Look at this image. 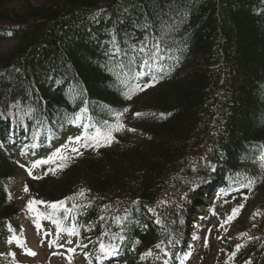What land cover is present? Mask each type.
Wrapping results in <instances>:
<instances>
[{
	"label": "trees",
	"instance_id": "1",
	"mask_svg": "<svg viewBox=\"0 0 264 264\" xmlns=\"http://www.w3.org/2000/svg\"><path fill=\"white\" fill-rule=\"evenodd\" d=\"M8 40L0 137L16 138L0 149V235L19 219L11 152L102 133L140 86L108 148L26 185L36 208L64 202L53 212L88 251L116 241L129 264H178L196 209L242 197L246 237L227 264H264V0H0Z\"/></svg>",
	"mask_w": 264,
	"mask_h": 264
},
{
	"label": "rangeland",
	"instance_id": "2",
	"mask_svg": "<svg viewBox=\"0 0 264 264\" xmlns=\"http://www.w3.org/2000/svg\"><path fill=\"white\" fill-rule=\"evenodd\" d=\"M33 3L42 2V0H31ZM16 46L14 41H0V53L8 52ZM134 95V94H133ZM133 95L131 99H133ZM140 96V94L138 95ZM137 96V97H138ZM136 97V98H137ZM135 98V99H136ZM134 101V100H133ZM132 101V102H133ZM129 112H126L124 115L119 117V120L116 119L114 126L110 128L105 134L97 137L101 143L108 145L107 141L104 140L106 134L110 133L111 138L115 137L119 131L112 130L117 125H122L123 120L125 121ZM77 138H80L79 143H71L70 141H75ZM67 147L60 146L59 148L63 156L71 154H81L85 152H95L100 150L105 146H100L96 142L87 137H71L68 140ZM73 148L78 149L77 152L71 151ZM44 157L39 159H32L33 164H36L38 161L43 160ZM47 160V159H46ZM59 160L56 158L55 161ZM14 164L18 169L19 182L10 190L11 200L14 204L19 207V209H27L28 203L31 201L30 198L26 195L24 191L25 186L31 187L34 190L36 187L35 183L37 180L44 181V175L48 174L49 164H42L38 167L33 168L31 166L30 170L32 176H29L28 168L24 166L21 159L16 157ZM32 164V165H33ZM40 177L39 179H33L32 177ZM43 179V180H42ZM46 181V180H45ZM25 192V193H24ZM247 206V200L245 201L242 197H233L229 201H217L214 203V212L211 215H206L204 221L198 223V233L201 235L202 241H207L209 244V249L206 254L203 253V259L200 260L199 257L194 256L190 264H226L229 254L233 249L238 247V243L242 241L246 235L240 234L237 232V222L243 216L244 209ZM239 208L240 211L234 216L231 221L228 220V217L233 215V210ZM27 218L30 222L27 221L22 225V229L25 236V245L24 249L17 247L14 244L9 243L8 254L6 260L2 264H89L82 261L80 258L75 259L79 250L75 249L73 251V257L70 256V252L74 248V244L70 239H63L54 235L50 238L46 235L47 232H53L51 226H48L46 222L42 224V229L38 231L34 225L35 218L33 213L28 214L29 211L25 210ZM199 213L198 210H196ZM29 215V216H28ZM44 232L43 234H41ZM25 250H30L35 252V256H28L24 254ZM11 254V255H10ZM79 256V254H78ZM200 260V261H199ZM147 264H162V262L156 261L155 263L147 262Z\"/></svg>",
	"mask_w": 264,
	"mask_h": 264
},
{
	"label": "snow or ice",
	"instance_id": "3",
	"mask_svg": "<svg viewBox=\"0 0 264 264\" xmlns=\"http://www.w3.org/2000/svg\"><path fill=\"white\" fill-rule=\"evenodd\" d=\"M151 86H152V85H147V86H145V87H151ZM143 90H144V88H142V87L134 88V89H132V91L128 94L127 98H128V99H131V95H132V94H134V93L137 92V91H143ZM125 111H127V110H125ZM136 115L139 116L140 114H136ZM117 120H119V116H117ZM122 127H123V125H117V126H115L112 130H114V131H119V130L122 129ZM129 131H133V130H132V129H129ZM89 139L94 140V141L96 142V144H100V146H107V145L101 143V141L98 140L97 137H95V136L90 137ZM104 140L107 141L108 144H110V143L112 142L111 134H110V133L106 134L105 137H104ZM70 142H71V143H79V142H80V138H77V140H75V141H70ZM65 147H67V146H65ZM71 151H73V152H77L78 149L73 148ZM56 158H59V159L62 160V161H67V160L69 159L68 157L63 156V155L61 154V151H60V150H57V151H56L55 153H53L52 156H50L47 160H41V161H38L36 164H33L32 167L35 168V167H38L39 165H42V164H52V163H54V161H55ZM64 166H65V164H61V165H60L61 170H62V168H63ZM26 171H28L29 176H32V173H31V170H30V169H27ZM50 171L52 172V174H55V172L57 171V169H54V168H53V169H50ZM46 174H47V173H46ZM32 178H33V179H39L40 177H34V176H33ZM24 191L27 192V187H25ZM38 203H42V202L30 201V202L28 203V205H27V210H28L30 213L34 212V211H35V206H36ZM63 203H64V202H59V203H56V204H49V205H45V206H46L47 208L52 209L53 211H57V210H59V209H61V208L63 207ZM239 211H240L239 208L234 209V210H233V215L230 216V217H228V220L231 221V219H233L234 216H235ZM40 218H42V217H40L39 214H37L36 219L39 220ZM36 227H37V229H39V227H40V225H39L38 222L36 223ZM68 234H69V235H74V234H76V233H75V230H74V231H72V232H69ZM8 243H15L17 247H19V248H21V249H24V242H23L21 239L15 237V236H13L12 239H10V240L8 241ZM72 251H75V249H73ZM101 251H102V252H107V250L104 249L103 245L101 246ZM237 251H239V248L237 249ZM24 254H25V255H28V256H35V255H36L35 252H32V251H30V250H25V251H24ZM10 255H11V254H10ZM107 255H109V256L112 255V252H107Z\"/></svg>",
	"mask_w": 264,
	"mask_h": 264
}]
</instances>
